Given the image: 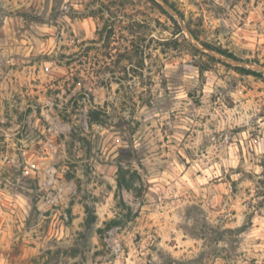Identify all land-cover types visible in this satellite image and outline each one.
Masks as SVG:
<instances>
[{"label": "rangeland", "instance_id": "rangeland-1", "mask_svg": "<svg viewBox=\"0 0 264 264\" xmlns=\"http://www.w3.org/2000/svg\"><path fill=\"white\" fill-rule=\"evenodd\" d=\"M0 264H264V0H0Z\"/></svg>", "mask_w": 264, "mask_h": 264}, {"label": "built area", "instance_id": "built-area-1", "mask_svg": "<svg viewBox=\"0 0 264 264\" xmlns=\"http://www.w3.org/2000/svg\"><path fill=\"white\" fill-rule=\"evenodd\" d=\"M61 132L62 128L56 126L49 127L47 134H45V139L42 142L43 154L51 156L54 153L57 146V138L60 136ZM51 171L54 174L55 170L52 169Z\"/></svg>", "mask_w": 264, "mask_h": 264}, {"label": "trees", "instance_id": "trees-1", "mask_svg": "<svg viewBox=\"0 0 264 264\" xmlns=\"http://www.w3.org/2000/svg\"><path fill=\"white\" fill-rule=\"evenodd\" d=\"M192 34L196 37V39H198V37L193 32H192ZM204 45L206 47L210 48L211 50H214V51L218 52L219 54H221L223 56H226V57H228L230 59L241 60L238 57H236L233 53H230L229 51H227L225 49H222L221 47H216V46H213V45L208 44V43H204ZM237 70H239L242 73L248 74V75H253V76H256V77L261 76V73H257L254 70L246 69L244 67H241V68L237 67ZM118 185H119V187H122L123 184L121 183V181H118ZM94 218L95 217H92L90 215V218L88 219V224L93 223L94 222Z\"/></svg>", "mask_w": 264, "mask_h": 264}, {"label": "water", "instance_id": "water-1", "mask_svg": "<svg viewBox=\"0 0 264 264\" xmlns=\"http://www.w3.org/2000/svg\"><path fill=\"white\" fill-rule=\"evenodd\" d=\"M209 50H210V49H209ZM210 51L215 52L216 54L220 55V57H222L221 59L226 60V61L229 60L231 63H233V64H235V65H242V66L245 65V63H244L243 61L230 59V58H228V57H226V56H223V55L219 54V53L216 52V51H213V50H210ZM244 68H245V67H244Z\"/></svg>", "mask_w": 264, "mask_h": 264}]
</instances>
